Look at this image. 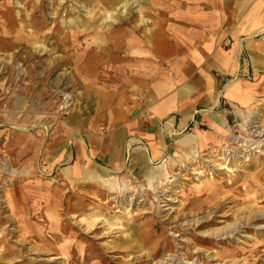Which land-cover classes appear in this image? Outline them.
<instances>
[{
    "label": "rangeland",
    "instance_id": "1",
    "mask_svg": "<svg viewBox=\"0 0 264 264\" xmlns=\"http://www.w3.org/2000/svg\"><path fill=\"white\" fill-rule=\"evenodd\" d=\"M136 1L105 24L107 11L120 10L108 0H0V264H264V78L248 107L229 109L223 131L179 134L195 135L189 147L177 137L144 166L127 155L122 170H97L95 182L61 172L73 137L107 134V92L124 88L130 98L140 79L134 51L159 0ZM112 31L132 39L130 61L107 51L100 67L102 52L93 55ZM60 153L61 164L52 162ZM157 168L163 176L153 185L147 177Z\"/></svg>",
    "mask_w": 264,
    "mask_h": 264
},
{
    "label": "crops",
    "instance_id": "2",
    "mask_svg": "<svg viewBox=\"0 0 264 264\" xmlns=\"http://www.w3.org/2000/svg\"><path fill=\"white\" fill-rule=\"evenodd\" d=\"M153 5L155 24L143 34L140 51H134L141 64L130 65L132 76L140 78L130 82L135 94L124 97V88L106 93L114 96L103 124L107 134L72 138L68 164L61 168L69 180L84 181L83 169L102 176L120 171L127 155L130 164L144 166L161 158L177 137L175 143L195 137L179 136L192 126L194 132L223 131L232 122L229 109L248 107L263 83L264 0H159ZM60 154L52 162L61 164L65 155Z\"/></svg>",
    "mask_w": 264,
    "mask_h": 264
},
{
    "label": "bare ground",
    "instance_id": "3",
    "mask_svg": "<svg viewBox=\"0 0 264 264\" xmlns=\"http://www.w3.org/2000/svg\"><path fill=\"white\" fill-rule=\"evenodd\" d=\"M28 1H30V0H28ZM101 1H104V0H101ZM108 2L110 3V5H111V7H114V8H116L117 6H119L120 7V10H119V12H117V14L115 13V12H112V11H107L106 12V14L104 15V17L102 18V23H105L106 24V22L107 21H111V22H116V19H115V16L116 15H125V14H127V11H128V9L131 7V6H138L139 4L137 3L136 4V0H108ZM15 3H17L18 5H20L21 4V0H16V2ZM63 3V2H62ZM137 10H138V8H137ZM230 10V9H229ZM247 10V9H246ZM225 11V10H224ZM138 12V11H137ZM57 13V12H56ZM87 13H88V10H87ZM248 13V12H247ZM91 14V13H90ZM246 14V13H245ZM18 16V15H17ZM95 17V16H94ZM93 18V17H92ZM104 20H105V22H104ZM141 20V22H143V23H146L147 22V19L146 18H144L143 16H142V18L140 19ZM81 22H78V21H76V23H77V25L79 26H82L83 28H85V30H89L90 32H93V33H97L96 32V29H95V25H93V22L92 21H88V20H80ZM85 21V22H84ZM99 20H96L95 21V23L96 22H98ZM103 25V24H102ZM109 25V24H108ZM125 32V31H124ZM109 38H110V41H109V43L106 45V46H99V49L100 50H96L97 51V53L95 54V55H93V57H98L99 56V54H100V51L102 52L101 54H100V60H98V63H97V65L98 66H100V67H104V65H105V62H107V61H104V59L101 57L103 54H105L107 51H118V50H120V51H122L123 53H124V56L122 57V60H123V62H129L130 61V55L132 54V52H133V50H129V51H127V50H125L126 49V47L127 46H131L132 45V43H133V41H132V39H130V38H127L126 37V34L124 33V34H115V32L114 31H112V32H110L109 33V36H108ZM100 42V41H99ZM99 45H101V44H99ZM35 46V45H34ZM36 47L37 48H39V47H41L42 48V46L41 45H36ZM176 47V46H175ZM178 49H179V47H177ZM47 49V48H46ZM45 50V49H44ZM27 55V57H26V59L27 60H30L29 59V56L31 55V54H26ZM52 59V58H51ZM143 60H145V59H143ZM127 72L128 73H130L131 72V70H127ZM130 76L131 75H126L124 78L125 79H129L130 78ZM161 87V86H160ZM169 88V87H168ZM161 89H163V88H161ZM164 93V92H163ZM165 94V93H164ZM98 95H100V94H98ZM69 97V96H68ZM129 111V110H128ZM263 115V114H262ZM251 116V115H250ZM249 118V117H248ZM260 118V117H259ZM229 119V118H228ZM248 120V119H247ZM75 121V117H73V116H71L70 118H69V120H68V123H73ZM169 125V124H168ZM170 125H172L171 124V122H170ZM261 135V134H260ZM253 136V135H252ZM258 140V139H257ZM131 141H133V142H135L136 140L134 139V140H131ZM138 141V140H137ZM179 142H181V143H183L184 145H187L188 147H189V145L187 144V142L186 141H183V140H181V141H179ZM245 142V141H244ZM258 142V141H257ZM131 144L132 143H129V146H131ZM257 144H259V142L257 143ZM246 145H251V144H246ZM128 146V147H129ZM130 153V152H129ZM54 156V155H53ZM219 159V158H218ZM218 163V162H217ZM216 163V164H217ZM227 165V164H226ZM216 166V165H215ZM185 167V166H184ZM228 169V168H227ZM16 170V169H15ZM13 172V171H12ZM64 173H67V172H64ZM81 173L83 174V179L84 180H87V181H93V180H95L97 177H98V171L96 170V169H86V170H82L81 171ZM16 175V174H15ZM162 176H163V172H161L160 171V169L159 168H157V169H155V170H153V172L152 173H149V176L147 177L148 178V181H150L153 185H154V183L158 180V179H161L162 178ZM156 179V181H154ZM97 182V181H96ZM160 184H161V182H160ZM208 189V188H207ZM215 190V189H214ZM208 191V190H207ZM211 191V190H210ZM172 199V198H171ZM93 219H95V217H93ZM92 219H89V222H86V229L87 230H91V231H93L95 228H93V226L95 225V223H92ZM16 233V232H15ZM21 235V234H20ZM19 235V236H20ZM43 240H45V246H46V248H47V252H50L51 250H52V247L50 246V244H48L49 243V240L48 239H43ZM4 241V239H0V244L2 243ZM22 243V241H18V244H21ZM54 248V247H53ZM67 248H68V245H66V246H64V249L65 250H67ZM5 255H6V253H5V251H0V261H2L3 259H5ZM56 258H59V257H56ZM13 260V259H12ZM4 261V260H3ZM1 263V262H0Z\"/></svg>",
    "mask_w": 264,
    "mask_h": 264
}]
</instances>
